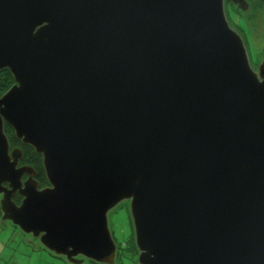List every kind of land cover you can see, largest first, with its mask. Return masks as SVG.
<instances>
[{
    "label": "water",
    "instance_id": "95a60500",
    "mask_svg": "<svg viewBox=\"0 0 264 264\" xmlns=\"http://www.w3.org/2000/svg\"><path fill=\"white\" fill-rule=\"evenodd\" d=\"M229 4L252 7L0 0L2 220L75 264H116L108 214L130 200L141 264H264V58Z\"/></svg>",
    "mask_w": 264,
    "mask_h": 264
},
{
    "label": "rangeland",
    "instance_id": "374dc122",
    "mask_svg": "<svg viewBox=\"0 0 264 264\" xmlns=\"http://www.w3.org/2000/svg\"><path fill=\"white\" fill-rule=\"evenodd\" d=\"M252 3V0H249ZM253 5V4H252ZM264 8V7H263ZM253 15V18L248 16ZM232 26L238 30L247 45L250 60L257 67L264 58V10L253 7L245 14L240 9L227 6ZM109 225L118 244L116 264H141L135 243V229L130 209V200H124L110 210ZM0 264H75L64 255L47 249L39 238L25 233L12 221H3L0 209ZM82 264H102L87 259Z\"/></svg>",
    "mask_w": 264,
    "mask_h": 264
},
{
    "label": "flooded vegetation",
    "instance_id": "af4514ba",
    "mask_svg": "<svg viewBox=\"0 0 264 264\" xmlns=\"http://www.w3.org/2000/svg\"><path fill=\"white\" fill-rule=\"evenodd\" d=\"M252 1L254 2V5H253L254 11L256 9H259V8L264 10V8H263L264 5L261 4L263 2V0H252ZM253 15H255V14L253 13ZM4 92H0V94H2ZM9 128H11L13 130V132H14V129L9 124L6 123L5 130H6L8 136L10 138L11 149H13L16 146H21L23 148L24 147L28 148L30 150V152L33 151V152H31L32 154L30 155V158L28 159L27 155H26L25 157L27 158V160L24 157V159H22L20 161L19 165H22V164H32V165H34L36 167V169H37V173H36L35 177L40 181V183H41L40 186L43 187V186L49 185V181L47 179L46 170H45V167L43 165V157H42V155L41 154H37L32 146L23 145L20 139H16V140L13 139L12 138L13 136L11 135V130H9ZM29 147L32 148L33 150H31ZM28 176H29V174H25L24 175V180L27 179ZM14 198H15V200L17 202H20L22 200V196L20 194H16Z\"/></svg>",
    "mask_w": 264,
    "mask_h": 264
},
{
    "label": "trees",
    "instance_id": "16d2710c",
    "mask_svg": "<svg viewBox=\"0 0 264 264\" xmlns=\"http://www.w3.org/2000/svg\"><path fill=\"white\" fill-rule=\"evenodd\" d=\"M251 4L254 5V2L252 1ZM261 4L264 5V0ZM253 5H252V7H253ZM249 16H250V18H253V15L250 13H249ZM13 82H14V78H13V75L11 74L10 70H4V71L0 72V92L6 91L12 85ZM9 130H11V135L13 136L12 138L16 140L17 138H16L13 130L11 128H9ZM30 149L33 150L32 148H30ZM24 150H25V156L27 155V158L29 159L30 155L32 154L31 152H33V151L30 152V150L26 147H24ZM27 158H26V160H27Z\"/></svg>",
    "mask_w": 264,
    "mask_h": 264
}]
</instances>
